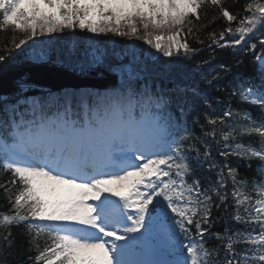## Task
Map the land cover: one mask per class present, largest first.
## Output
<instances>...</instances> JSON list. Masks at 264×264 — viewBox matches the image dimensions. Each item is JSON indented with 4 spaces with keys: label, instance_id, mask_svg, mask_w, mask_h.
<instances>
[{
    "label": "snow or ice",
    "instance_id": "obj_1",
    "mask_svg": "<svg viewBox=\"0 0 264 264\" xmlns=\"http://www.w3.org/2000/svg\"><path fill=\"white\" fill-rule=\"evenodd\" d=\"M207 8L218 10L212 23L226 22L207 33L208 47L240 48L259 64V80H241L232 96L258 108L260 118L229 102L218 115L205 112L204 123L189 121L183 109L172 113L169 97L131 83L103 94L65 90L54 111L40 101L5 100L0 172L11 179L0 183L9 206L0 212V264H8L14 227L27 230L35 264H153L125 257L149 240L157 222L175 246L171 264H264V52L256 54L264 48V0H233L230 7L225 0H0V31L13 33L5 52L9 44L19 49L78 28L134 37L164 57L182 52L189 59L198 49L186 37L196 35ZM218 79L220 73L205 83ZM246 137H258L259 147ZM213 144L223 163L213 159ZM253 160L259 180L239 175ZM218 219L222 233L212 230Z\"/></svg>",
    "mask_w": 264,
    "mask_h": 264
},
{
    "label": "trees",
    "instance_id": "obj_2",
    "mask_svg": "<svg viewBox=\"0 0 264 264\" xmlns=\"http://www.w3.org/2000/svg\"><path fill=\"white\" fill-rule=\"evenodd\" d=\"M239 2L243 4L245 0H239ZM225 4L230 7L233 4V0H225ZM232 10L234 13L240 11V9ZM217 11L216 9L207 8V18H205L202 10L201 21L196 22V27L193 28V32L196 35L186 37L191 47L198 49L194 57L189 59L183 58L182 52L180 55L174 53L172 57H164L161 53L155 52L154 49L149 48L141 40H137L134 37L94 34L89 38L87 31H81L78 28L68 29L48 36H39L35 40H29L27 44L22 45L19 49H14L9 44L10 50L5 52L4 47L8 44L13 33L11 30L7 32L0 31V55L5 56V60L0 61V72L10 66L27 63L29 60H26V56L29 51L33 50L34 44L36 45L39 42V46H41L42 41L49 37L50 42L43 45L42 48L45 49V46L50 48V45H53L50 51L52 50L51 52L55 54L52 57L49 56L50 62L66 68H75L78 67V62L81 58L93 65L96 63V56L100 54V58H102L101 66L109 70L122 68L123 66L132 67L133 74H140V77H135L137 75L133 76V82H131L133 88L143 90L146 86L153 93L169 97L171 99L172 113L178 116L183 109L189 114V121L198 116L201 123H204L203 114L205 112L214 116L218 115L229 102L233 109L243 107L253 118L259 119L260 110L258 108L251 105L242 106L238 103L237 98L232 96V93L239 89L241 80H259L260 67L255 57L251 52L243 51L240 48L233 49L229 47L221 49L214 45L212 48L208 47L210 40L207 33L213 29L217 32L221 31L226 23L223 19H217L214 23L211 22ZM200 24L205 27H199ZM185 31H187V26ZM20 35V33H16L17 40ZM196 36L204 43H198ZM230 38L226 36V39ZM87 40L91 44H87ZM261 52H264V48H260L258 45L256 54L259 55ZM205 60H208L209 64L204 65L200 72L196 71L195 65L197 63L202 64ZM216 73H220V79L213 81L211 85L206 84L205 78H210L211 75ZM143 83H146V85L142 86ZM247 86L246 83L245 87ZM89 93L95 94L94 92ZM205 100L209 102L210 106L205 107ZM218 101L223 103H218ZM40 102L45 103L49 109L54 111L63 102V93L42 97ZM194 131L199 134V127L195 126ZM258 140V137L250 139L246 137L243 142L246 144L251 142L253 146L259 147ZM211 155L213 159L223 163V158L219 156L215 144L212 145ZM246 163L240 165L239 175L249 180L253 178L261 179L257 173L259 161L253 160L251 168L246 167ZM204 167L206 169L207 164ZM200 174L206 173L201 170ZM10 179V175L0 172V183ZM13 192H15L14 187ZM8 207L4 197V190L0 189V212L7 211ZM219 215L220 213L214 210V218L219 217ZM233 223L235 222L233 221ZM237 227L242 228L243 225H237ZM212 230L222 233L224 230L223 221L218 219ZM2 232L3 230L0 229V235H2ZM26 232V229L15 227L12 229L14 241L12 248L8 250L10 252V255L7 256L8 264H35L34 257L37 253L27 243ZM180 239H183V237L181 236ZM215 243L216 241L213 240L209 246L211 247ZM0 246H3L2 239H0ZM41 246H43V242H41ZM29 256L33 257V260H29Z\"/></svg>",
    "mask_w": 264,
    "mask_h": 264
},
{
    "label": "water",
    "instance_id": "obj_3",
    "mask_svg": "<svg viewBox=\"0 0 264 264\" xmlns=\"http://www.w3.org/2000/svg\"><path fill=\"white\" fill-rule=\"evenodd\" d=\"M117 81L118 77L104 67L67 69L49 62H28L0 72V103L65 88L108 90L114 88ZM21 84L27 86L23 91Z\"/></svg>",
    "mask_w": 264,
    "mask_h": 264
},
{
    "label": "rangeland",
    "instance_id": "obj_4",
    "mask_svg": "<svg viewBox=\"0 0 264 264\" xmlns=\"http://www.w3.org/2000/svg\"><path fill=\"white\" fill-rule=\"evenodd\" d=\"M94 34L93 33H88L87 36L90 38L91 36H93ZM39 40V38H38ZM50 42V39L49 37L45 38L43 41H42V45L39 46V42L34 46H33V50L32 51H29V53L27 54L26 56V60H29L28 62H35V63H41V62H49L50 60V57H52L55 53L51 52L50 51V48H53V45L51 46L50 45V48L48 46H45V49L42 48L43 45H46ZM34 43V42H33ZM87 44H91V42L89 40H87ZM50 56V57H49ZM96 63H94L92 65V63H88L87 61L85 62V59H80L79 62H78V67H85V68H94V67H97V66H101L102 64V58H100V54H98V56H96ZM133 63V62H132ZM131 63V64H132ZM112 74L114 75H118V76H124L125 78L129 77V76H135V77H140V74H133L132 73V67H129V66H123L122 68H116V69H112L111 70ZM127 76V77H126ZM103 93H107V92H103ZM29 101H38L37 98H31L29 99ZM111 199L115 200L117 198L115 197H110ZM99 203V201H97ZM155 226V227H154ZM160 230V226H158L156 223L152 226V229H151V234H150V237H149V240L145 243V242H141L139 244H143L144 246H146V248L144 249V251L142 252V254L140 255H137L136 253V249L135 247L130 251L128 252L127 256L125 257L126 259L128 260H131V261H149L150 260V257L154 254V245L152 244V241H151V238H155V231L156 230ZM142 233H143V229L141 230ZM161 231H160V237H161ZM137 236H140L141 234H136ZM137 244V246L139 245ZM156 249L157 250H166L167 247L165 244L163 243H157L156 244ZM175 251V249H173ZM177 259V257L174 258L173 261H175Z\"/></svg>",
    "mask_w": 264,
    "mask_h": 264
}]
</instances>
